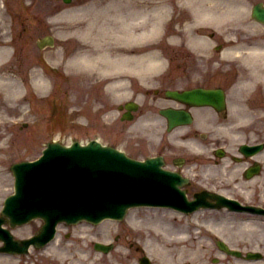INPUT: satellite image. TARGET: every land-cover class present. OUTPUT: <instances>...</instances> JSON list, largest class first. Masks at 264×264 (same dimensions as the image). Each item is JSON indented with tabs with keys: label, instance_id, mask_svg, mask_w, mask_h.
Here are the masks:
<instances>
[{
	"label": "rangeland",
	"instance_id": "1",
	"mask_svg": "<svg viewBox=\"0 0 264 264\" xmlns=\"http://www.w3.org/2000/svg\"><path fill=\"white\" fill-rule=\"evenodd\" d=\"M1 4L5 12L2 15L5 23L3 20L0 22V34H3V30L7 33L4 37L9 41L10 56L4 60V62L8 60L5 70L0 72V199L13 191L14 177L10 165L15 161L36 158L41 154L47 141L52 139L68 143L75 138L86 141L97 137L104 142L116 143L131 155L139 156L153 151L142 147L140 143L144 139H135L137 134L135 118L121 120L117 108V105L125 100L135 98L136 92H141L135 77L132 81L125 83L126 89L119 87V90L113 94L104 90L105 85H102L101 89L90 87L91 82L96 81L94 77L88 78L85 74L84 76L78 72L66 73L62 66L56 69L52 62L60 56L72 54L69 52L70 47L73 49L71 43L74 41L76 44L79 39L73 35L71 27L83 25V23L75 24L77 21L93 20V24L89 26H93L95 22H101L103 34L100 36L104 43H108L105 47H108L112 45L110 39L114 40L112 36L123 29V24L127 25L132 21L135 30L139 32L142 25L144 27L147 23L150 25L157 20L159 14L165 9L164 0H90V5L83 6L69 5L63 0H4L3 3L0 1ZM228 6L227 4L217 6L216 12L220 17L228 16V10H226ZM132 8L135 10V16H131ZM146 18L149 22L144 23ZM108 20L112 23L119 20L123 24L110 25L112 23ZM225 32L228 33L229 29ZM46 34L54 35L56 42L53 46L41 49L37 46V40ZM135 46H140V43H135ZM136 50L135 55L139 56V49L135 47ZM135 65L138 63L135 62ZM170 70H172L171 66L168 72H173ZM178 71L175 72L179 74ZM39 75L48 77L49 85L43 91L35 85ZM147 79L152 81L158 79V76L147 77ZM1 80H4L7 85H3ZM24 122L28 125H24ZM144 133L139 132V134ZM146 141L149 142V139ZM198 165L203 171L202 165ZM195 166L193 165L192 168ZM253 187L255 189V186ZM139 216L143 221L148 222L155 214L145 211ZM26 227L28 229L23 230L24 233L32 230V225ZM226 228H220V231L230 241L241 242V244L244 240L264 242L263 232H261L262 235L251 233L252 238H249L234 229ZM190 229L191 233L197 235H192L191 241L182 243L186 255L194 257L196 264H211L212 252H218L214 244V235L205 229L194 227ZM88 232L108 239L107 231L98 226L91 225ZM117 232L120 234L116 246L120 243L127 249L130 241L134 243V247L145 244L142 240L139 243V240L146 231L131 232L120 226ZM85 242L84 246H87L89 243L87 239ZM65 244L67 243L62 242V245ZM165 245L181 246L171 242ZM124 247L121 246L123 251H125ZM147 248L150 250V246ZM163 248L164 246L159 249L162 251ZM129 254L131 255L119 253L115 255V261L117 264H137L135 255L138 253L135 252V248ZM129 256L133 258L130 259ZM105 257L109 259V256ZM107 258L102 259L105 264ZM26 261H29L28 264L34 262L49 264L50 258L33 251L27 256Z\"/></svg>",
	"mask_w": 264,
	"mask_h": 264
},
{
	"label": "bare ground",
	"instance_id": "2",
	"mask_svg": "<svg viewBox=\"0 0 264 264\" xmlns=\"http://www.w3.org/2000/svg\"><path fill=\"white\" fill-rule=\"evenodd\" d=\"M212 10V9H211ZM209 11V9H208ZM213 12V10L211 11ZM130 13H134V10H130ZM135 16V15H134ZM148 18L144 19V23H146ZM145 27V28H144ZM142 26L141 31H136L134 27V23L130 21L127 23V27L120 31V45L116 48H112V46L105 47L106 44L102 43L103 31L98 28L96 32L98 33L96 37H92L93 43H91L88 39H86L85 45H81L79 48L77 47V51L69 56V60L67 62V67L72 68L74 71H87L89 69L93 72L98 73L99 75V83L108 81L107 87H125L124 74H121L123 71L127 70H135V62L140 64H145L144 69H155L161 64H163L162 57L156 52H149L141 55H135L137 50L135 51V43L141 42L147 33L156 28V25H153L152 28L148 29L147 26ZM89 28V27H88ZM82 30V36L86 38L89 34V30ZM91 35V34H90ZM5 35H0V72L5 70V62L4 60L10 56V50L8 47V42ZM87 43V44H86ZM94 44V45H91ZM149 46H139V51H143V48H148ZM138 48V47H137ZM111 49V51L109 50ZM98 71H94V70ZM89 81V80H88ZM3 85H7L4 80H1ZM40 90H45L49 85V81L46 76L39 75L37 82L35 83ZM17 86V84L15 85ZM151 210L155 217L151 218V220L143 221V220H135V225L138 229L142 230L143 227L148 226L146 231L147 236L145 237V242L147 244H151L153 247H163L162 251L166 254H175L177 253L181 247L173 245L172 248H166V243H183L186 241H191L192 235H197L191 233V229L189 225L184 221L183 224H176L179 220H181L182 215H175L172 210L163 209L159 211L158 209H147ZM134 212V213H133ZM135 213L138 214L139 211H132V217L135 218ZM232 216H236L235 213L228 212L225 214V218L216 219L218 216L209 214V226L215 227H229L232 226L239 228L238 230L245 233H254L252 230H255L252 225H248L244 222H234V220H230ZM198 214H195L194 220L197 219ZM176 220V222H175ZM184 220V219H182ZM107 227L111 225L110 222H103ZM249 227V229H248ZM259 235H262L260 232ZM119 248V247H118ZM52 249L55 252L52 257V261L50 264H102L101 259L93 258L90 262H88V258H91V253L89 251H76L74 249V245L59 247V245H52ZM122 252V250H114L111 251V255H116L117 253ZM185 252L182 250L180 253ZM165 256V255H164ZM22 259H14L11 256L6 254L0 255V264H22ZM111 264H117L115 261H111Z\"/></svg>",
	"mask_w": 264,
	"mask_h": 264
},
{
	"label": "flooded vegetation",
	"instance_id": "3",
	"mask_svg": "<svg viewBox=\"0 0 264 264\" xmlns=\"http://www.w3.org/2000/svg\"><path fill=\"white\" fill-rule=\"evenodd\" d=\"M241 77L240 74H236ZM233 76V75H231ZM238 76L233 78L231 80V84H236L238 82ZM251 81V79H249ZM251 84H254L253 81H251ZM235 100H244L249 102L250 104V109L253 111V113H244L242 112V104L241 102L237 101V112L235 115V118L233 120H229L227 124V128L231 132H237L236 130V124H240L241 130L239 131L240 134L246 135V136H251L254 135L256 138H261L263 137L264 134V115L263 118L261 117L262 114L257 111V108H259L261 111L262 105L264 103V96L262 95V92L260 90L254 91L253 95L245 96V97H240L238 95H235L232 97V102ZM252 106V107H251ZM227 145H231L230 143H226Z\"/></svg>",
	"mask_w": 264,
	"mask_h": 264
}]
</instances>
